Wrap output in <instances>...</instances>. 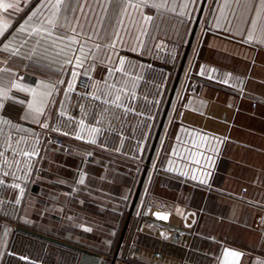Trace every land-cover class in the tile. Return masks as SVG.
Instances as JSON below:
<instances>
[{
    "label": "crops",
    "instance_id": "obj_1",
    "mask_svg": "<svg viewBox=\"0 0 264 264\" xmlns=\"http://www.w3.org/2000/svg\"><path fill=\"white\" fill-rule=\"evenodd\" d=\"M3 2L19 5V10L0 9V25H10L5 38L15 37L21 55L5 52L0 44L7 61L0 68L12 70L0 75L28 74L34 82L22 83L32 86L37 79L65 84L58 85L40 123L24 119L26 103L9 99L0 110V160L12 161L6 141L15 146L22 137L27 143L20 147L35 146L38 153L17 155L18 166L0 167V264H42L25 258L23 250L26 242L41 239L17 227L45 233L41 227L47 222L51 236L99 254L51 243V264H105L116 253L204 0H167L165 8L129 9L126 17L119 0L111 7L105 0H79L83 11L76 8L75 16L84 31H99L103 39L96 42L103 45L120 28L123 45L117 42L114 52L97 51L90 42L96 60L86 51L79 71L90 65L95 70L90 77L80 74L74 91L67 83L75 64L64 65L62 58L56 63L58 49L46 53L48 45L41 41L37 47L36 37L25 44L26 34L19 31L38 0ZM249 2L206 1L116 264H224L225 249L242 253L229 256L230 264H264V15L253 30L259 0L245 10ZM143 15L153 19L145 22ZM118 56L126 59L125 71L110 75L119 66ZM83 77L100 82L101 89L105 80L117 89L126 87L122 100L131 111L80 95ZM95 91L91 87L89 93ZM11 95L31 100L30 93L17 89ZM91 128L101 131L90 133ZM57 133L65 139L64 148L52 141ZM15 183L23 194L12 187Z\"/></svg>",
    "mask_w": 264,
    "mask_h": 264
},
{
    "label": "snow or ice",
    "instance_id": "obj_2",
    "mask_svg": "<svg viewBox=\"0 0 264 264\" xmlns=\"http://www.w3.org/2000/svg\"><path fill=\"white\" fill-rule=\"evenodd\" d=\"M250 2L244 6L245 10L250 7ZM105 3L111 7L113 0H105ZM236 3L239 6V0H236ZM227 5L228 0H226L225 3V6ZM119 7L121 10V16L126 17L129 15V9L139 10L141 8L150 7L159 10L161 8H165L167 7V0H119ZM76 8H80V10L83 11V8L79 4V0H75V6L74 0H38L35 10H33L32 14L28 16V18L24 20V22L19 26V31L26 34V38L24 39L25 44L28 43V40L36 37L35 42L37 47L41 46V41L48 45V47L45 48L46 53L51 50L58 49L56 52L58 57V59L55 61L56 63H59L60 59L62 58L64 65L71 66L75 64V68L71 71L72 81L67 83L68 91L75 90L74 82L78 79L80 74L90 77V73L95 70L94 66L90 65L89 69L83 70V73L79 71L83 69L84 61L87 60V56H85L86 51L92 54L93 61L96 60V55L92 53V47H88L90 42H92V46L97 51L104 47L111 49L114 52L117 42L123 45V37L120 34V28L115 30L112 38L107 43L102 45L101 43L96 42L103 39L100 36L99 31L93 30L91 34L85 32V25H82L80 23V18L75 16ZM0 9H4L5 11L9 9L19 10V5L14 3H5L3 0H0ZM171 11H175V6L171 8ZM69 13H71V16ZM262 15H264V0H259L258 6L256 8V14L251 20V28L253 30L256 29ZM85 19L87 18L85 17ZM152 19V16L143 15V20L145 22H150ZM119 25L121 28L123 27V19L119 20ZM102 26L103 22L101 21V27ZM9 27L10 25L7 23L0 25V44H3V50L5 52H11L13 55H21L20 47H14L15 37L12 39L5 38V32ZM145 34V32H141V35ZM252 38L253 37L250 32L248 39L252 40ZM61 43H64L63 48L58 47ZM32 54L36 55V48H33ZM26 58L31 59L32 57L29 56ZM108 59L110 60V57ZM3 63L7 64V61L5 60ZM35 63L39 64L40 60H36ZM125 63L126 59L118 56L119 66H113L109 74L112 75L117 71L124 73ZM60 70L63 71V67H61ZM11 71L12 70L7 67L0 68V73L3 74H10ZM22 81L23 77L12 79L8 75H0V110H2L4 107V101L9 99L19 103H26L24 119H30L40 123L39 117L43 116L50 98L55 92L58 91V85H64L65 81L59 80L56 83H52L42 79H37L36 86L22 83ZM98 83L100 82L93 83L91 85L93 88H96V91L93 93H87L86 95H91L97 101L102 100L104 104L115 105L117 108H125V110L131 111V109L122 100V93L127 92L126 87L117 89L115 84L109 85L105 80L102 82L105 87L101 89L97 87ZM13 89L30 93L31 100L27 102L22 100L17 101V98L11 95ZM65 95H67V93H65ZM127 99L130 101L131 97H128ZM105 111H107V109H105ZM60 115H64V112L61 111ZM3 122L6 124L11 123V121L7 120H4ZM84 124L85 122L82 119L80 121L82 130ZM43 127H48V124L44 123ZM100 131L101 130L99 128L90 129V133H99ZM64 134L68 135V133ZM78 138L84 139V136L81 135ZM91 142L95 143V139H92ZM6 143L8 144V148L13 153V159L11 162H9L7 159L0 160V167L7 166L8 168H12L13 166H18L20 161L16 159L17 155L20 157L31 158L32 156L38 154L35 150V146H33L31 150H28L26 147H20L21 143H24L25 145L27 143L23 137L16 141L15 146H13L11 142L6 141ZM0 156H3V153H0ZM26 167H28V165H26ZM9 174V172L3 173L4 176H8ZM16 179H20V177H16ZM193 179H196V177L194 176ZM82 182L83 181L81 180V183ZM0 183H3V181L0 180ZM12 187L19 189L20 193L23 194L24 189L19 183L13 184ZM155 215L163 220L168 219V215L163 212H157ZM229 256L239 258L242 256V253L231 249H225L224 264H230L228 261ZM232 264H235V262L233 261Z\"/></svg>",
    "mask_w": 264,
    "mask_h": 264
},
{
    "label": "water",
    "instance_id": "obj_3",
    "mask_svg": "<svg viewBox=\"0 0 264 264\" xmlns=\"http://www.w3.org/2000/svg\"><path fill=\"white\" fill-rule=\"evenodd\" d=\"M207 0H204V3L202 5V8L200 10V13L198 15V18L196 20V23H195V26H194V29H193V32H192V35H191V38L189 40V43L187 45V48H186V51L184 53V56H183V60H182V63H181V66L179 68V71H178V74H177V77H176V80L174 82V85H173V88H172V91H171V94H170V97H169V100H168V103H167V106H166V109H165V112H164V115L162 117V120H161V124H160V127H159V130L157 132V135H156V138H155V141H154V144H153V147H152V152H151V155H150V158L148 160V163H147V168H146V171L144 173V176L142 177V180L140 182V185L138 187V190L136 192V195H135V198H134V201H133V204H132V207H131V210L129 212V216H128V220L125 224V227L123 229V233H122V236L120 238V241H119V244H118V247H117V250H116V253L114 255V258L112 260V263L111 264H116L117 260H118V256H119V252H120V249L123 245V241H124V237H125V234L127 232V229H128V226H129V222L131 220V217L135 211V208H136V205L138 203V200H139V197H140V193H141V190H142V187H143V183H144V180H145V175L147 173V169H148V166L151 164V160H152V157L154 155V152H155V149H156V146H157V143L159 141V138H160V135H161V132H162V129H163V126L165 124V121H166V118H167V115L169 113V110H170V107H171V104H172V101H173V98L175 96V93H176V90L178 88V85H179V82H180V79H181V76L183 74V71H184V68H185V65H186V62H187V59H188V56L190 54V50H191V47H192V44H193V41H194V38H195V35H196V32H197V29L199 27V23H200V20H201V16H202V13H203V10H204V7H205V3H206ZM17 230L20 231V232H23L25 234H28L30 236H33L35 238H38V239H41V240H44V241H47L49 243H53V244H56V245H59V246H62V247H65V248H68V249H71V250H74V251H77V252H81V253H84V254H89V255H92V256H99V254H97L96 252H93L89 249H86V248H83L81 246H78L76 244H73V243H69V242H66V241H63L61 239H58L56 237H53L51 235H48V234H45L43 232H39L37 230H33V229H30V228H26V227H23V226H18L17 227Z\"/></svg>",
    "mask_w": 264,
    "mask_h": 264
},
{
    "label": "rangeland",
    "instance_id": "obj_4",
    "mask_svg": "<svg viewBox=\"0 0 264 264\" xmlns=\"http://www.w3.org/2000/svg\"><path fill=\"white\" fill-rule=\"evenodd\" d=\"M48 224L49 222H47V225L41 227V229L45 231V233L51 235V224ZM91 245L94 246L96 244ZM23 250L27 255L25 258H30L42 264H51V243L39 241L26 242L23 246ZM104 261L107 262L108 259H105Z\"/></svg>",
    "mask_w": 264,
    "mask_h": 264
},
{
    "label": "built area",
    "instance_id": "obj_5",
    "mask_svg": "<svg viewBox=\"0 0 264 264\" xmlns=\"http://www.w3.org/2000/svg\"><path fill=\"white\" fill-rule=\"evenodd\" d=\"M2 57H3V54L0 51V66L3 65ZM19 77H23V80L26 82H31V83L34 82V79L28 74L19 72ZM91 85H92V82L90 78L88 77L81 78L78 83V93L82 96H87L86 94L89 93L91 90V87H92ZM52 141L59 148H64L66 145L65 139L58 133L53 135ZM183 244L185 247H189V242L184 241ZM156 257L160 258L161 255L157 253Z\"/></svg>",
    "mask_w": 264,
    "mask_h": 264
},
{
    "label": "trees",
    "instance_id": "obj_6",
    "mask_svg": "<svg viewBox=\"0 0 264 264\" xmlns=\"http://www.w3.org/2000/svg\"><path fill=\"white\" fill-rule=\"evenodd\" d=\"M139 201V200H138ZM138 204V203H137ZM37 240V239H36ZM35 240V241H36ZM39 242H47V241H44V240H37ZM49 243V242H48ZM107 264H111L112 263V259H108V261L106 262Z\"/></svg>",
    "mask_w": 264,
    "mask_h": 264
}]
</instances>
